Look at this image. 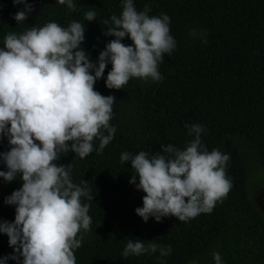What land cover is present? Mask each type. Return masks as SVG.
Returning <instances> with one entry per match:
<instances>
[{
	"label": "trees",
	"instance_id": "obj_1",
	"mask_svg": "<svg viewBox=\"0 0 264 264\" xmlns=\"http://www.w3.org/2000/svg\"><path fill=\"white\" fill-rule=\"evenodd\" d=\"M138 11L146 4L149 15L167 14L176 49L164 54L159 65L161 81L130 79L122 89L106 86L109 63L94 89L114 95L113 140L102 153L93 151L81 159L75 152L54 161L70 168L75 184L86 181L93 199L88 203L91 230L83 233L75 250L76 264H215L214 252L222 264L264 263V215L250 197L247 151L256 153L264 164V0H133ZM33 11L18 23L13 17L25 3L0 0V48L8 33H23L33 26L55 21L67 27L72 21L85 26L81 47L93 62L115 39L105 35V20L122 13V0H74L70 11L58 0H27ZM95 11L96 19L85 20L84 13ZM195 30L197 35H190ZM206 37L207 43H203ZM122 43L131 45L130 37ZM94 75V70L92 72ZM185 124H200L205 132L202 143L209 151L218 149L230 155L226 168L233 187L222 203L210 213L188 222L175 216L145 222L136 213L143 207L142 190L130 183L131 162H120L123 152L133 156L140 151L162 153L161 145L183 150L194 139ZM10 127V125H9ZM107 134V133H105ZM37 143H39L37 141ZM94 149L99 140H94ZM8 137H0V153L10 151ZM0 157V171H7ZM136 183H139L137 174ZM23 185L18 176L8 183L0 177V223L14 222L16 206L5 202ZM128 240L155 241L172 251L122 256ZM15 254L9 237L0 232V259ZM8 259L6 264H22Z\"/></svg>",
	"mask_w": 264,
	"mask_h": 264
},
{
	"label": "clouds",
	"instance_id": "obj_2",
	"mask_svg": "<svg viewBox=\"0 0 264 264\" xmlns=\"http://www.w3.org/2000/svg\"><path fill=\"white\" fill-rule=\"evenodd\" d=\"M22 2L26 10L13 17L18 23L33 11L27 0H13ZM58 3L76 11L74 0ZM150 11L148 4L138 11L133 0H122V13L104 21L105 35L115 39L100 52L98 63L81 47L85 26L79 21L67 27L52 21L5 36L0 48V137L6 135L12 147L0 153L8 169L0 171V177L10 183L19 176L23 185L5 200L16 206V215L14 222L0 223V232L8 235L15 254L0 259V264L8 259L19 262L21 256L22 264H76L75 250L92 223L90 205L82 198L91 201L93 197L86 181L83 186L75 184L71 169L54 161L70 151L81 159L94 150L102 153L113 140L116 127L110 121L116 97L94 89L109 63V89H122L133 78L163 79L159 65L164 54L176 49L177 41L170 34V17L150 16ZM84 17L92 21L97 14L87 11ZM190 35L197 33L190 30ZM125 37L133 43H122ZM202 42L207 43L206 37ZM185 127L194 139L183 150L162 144V153L151 157L145 151L120 156L121 163L130 161L134 169L130 183L146 193L143 207L135 210L145 222L149 217L159 222L167 216L188 222L210 214L233 187L226 173L230 155L207 149L201 140L204 126ZM94 140H99L96 149ZM157 251L164 257L172 248L155 241L146 246L142 240H128L122 256ZM213 257L215 264H222L219 252Z\"/></svg>",
	"mask_w": 264,
	"mask_h": 264
},
{
	"label": "rangeland",
	"instance_id": "obj_3",
	"mask_svg": "<svg viewBox=\"0 0 264 264\" xmlns=\"http://www.w3.org/2000/svg\"><path fill=\"white\" fill-rule=\"evenodd\" d=\"M247 156L249 165V194L253 202L264 215V164L260 157L254 152L247 151ZM190 264L197 263L193 262Z\"/></svg>",
	"mask_w": 264,
	"mask_h": 264
}]
</instances>
